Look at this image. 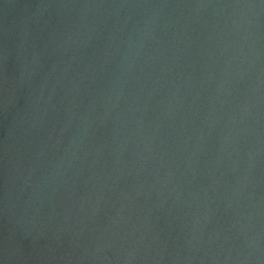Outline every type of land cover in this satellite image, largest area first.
<instances>
[{
  "label": "water",
  "instance_id": "95a60500",
  "mask_svg": "<svg viewBox=\"0 0 264 264\" xmlns=\"http://www.w3.org/2000/svg\"><path fill=\"white\" fill-rule=\"evenodd\" d=\"M0 264H264V0H0Z\"/></svg>",
  "mask_w": 264,
  "mask_h": 264
}]
</instances>
